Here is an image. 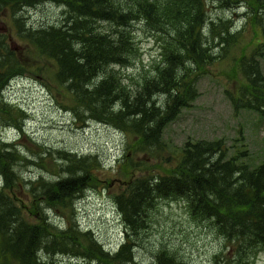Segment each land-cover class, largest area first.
I'll return each mask as SVG.
<instances>
[{
  "label": "trees",
  "instance_id": "16d2710c",
  "mask_svg": "<svg viewBox=\"0 0 264 264\" xmlns=\"http://www.w3.org/2000/svg\"><path fill=\"white\" fill-rule=\"evenodd\" d=\"M228 1L232 0L222 4ZM43 2L62 8L63 17L58 23L42 26L29 21L28 26L23 10ZM206 2L0 0V21L7 22L6 32H0V114L12 116L4 107L9 105L2 101L3 92L12 76L28 69L27 60L20 54L24 46L26 52H31V62L40 57L55 62L53 79L72 95V112L78 122L92 118L133 134L136 149L152 157L163 149V128L197 98L196 83L207 73V67L225 57L239 40L238 33L224 27L215 36L217 25H230L222 20L218 24L210 22L213 36L207 39L203 30L208 18ZM136 21L145 25L146 32L160 44L163 64L155 67L154 76L126 91L122 86L125 80L116 66H129L139 50L133 30ZM262 29L264 38V23ZM210 39L219 41L224 51L214 48L217 53L214 52L216 42L209 44ZM24 56L30 58L28 53ZM263 56L264 39L242 60L244 81L227 94L236 112L249 108L260 112L264 119V73L260 62ZM27 66H31L30 62ZM228 153L221 140H187L172 166L157 173L145 168L133 176L123 191L113 196L128 231L124 243L111 252L73 219L74 200L99 176V162L93 156L88 158L92 154L79 156L63 151L57 168L70 176L53 182L44 176L28 181L19 170L27 158L21 157L17 145L0 138V264H47L49 250L54 255L87 257L97 264H143L136 258L135 249L153 255L149 264H189L169 243H162L163 249L155 252L138 240L147 227L151 205L173 197L186 201L193 221L208 224L224 238L225 249L216 255V264H242L264 252V162L251 166L242 161L250 155L247 148L232 156ZM76 172L81 175H74ZM33 202L34 207L30 208ZM44 204L63 214L64 205L72 207L64 229V223L54 224L47 219L42 211ZM29 214L36 220L30 221Z\"/></svg>",
  "mask_w": 264,
  "mask_h": 264
},
{
  "label": "rangeland",
  "instance_id": "374dc122",
  "mask_svg": "<svg viewBox=\"0 0 264 264\" xmlns=\"http://www.w3.org/2000/svg\"><path fill=\"white\" fill-rule=\"evenodd\" d=\"M222 1L225 0H207L208 18L202 27L204 35L207 39L211 38L210 22L218 24L222 20L230 25H217L215 36H218L219 28L224 27L232 33H238L239 40L228 49L225 57L207 67V73L196 83L197 98L190 106L182 108L178 116L163 128V149L156 151L152 157L136 149L133 134H126L115 126L92 118L78 122L72 112V95L53 79L57 71L55 62L40 57L32 63L31 52H26L24 46L20 54L27 60L28 69L12 76L5 89L3 87L5 101L3 98L2 101L8 103L9 107H4L12 116L6 114L2 117L0 114V138L17 145L21 157L27 158L26 165L24 162L23 165L19 164L25 180L36 181L44 176L46 181L53 182L60 177L70 176L57 168V164L61 163L59 155L63 151L79 156L92 154L88 157L93 156V160L99 162L96 170L99 176L73 202V219L83 230H90L91 236L96 237L99 245L102 244L107 251H117L128 231L122 215L116 209L113 196L122 192L123 186L145 168L157 173L172 166L176 154L187 140H221L229 149L228 156L247 148L250 155L242 161L251 166L264 162V119L261 113L249 108H241L236 112L227 94L229 90L236 91L244 81L242 60L264 39V0H232L225 4ZM22 15L28 19V26H31L29 21L42 26L58 23L63 12L55 4L43 2L36 7L25 8ZM133 25L139 50L133 55L129 66H116V71L125 80L122 86L126 91L136 89L138 84L144 82V78L154 76L155 67L163 64V49L158 41L149 31L146 32L142 23L136 21ZM6 27L7 22L0 21V32L5 33ZM212 42H216L212 49L214 52L224 51L219 41L208 40L209 44ZM25 52L30 58L24 56ZM29 62L30 67L27 66ZM260 62L264 73V56ZM97 81L101 80L98 78ZM157 102L161 104V101ZM11 112L18 114L13 115ZM147 136L153 137L154 134ZM73 174L81 175L77 172ZM2 184L3 178L0 176V186ZM33 207L34 202L30 204V208ZM64 208L65 214L44 204L42 211L54 224L64 223V226L61 225L64 229L72 207L64 205ZM150 208L148 214V208L144 209L149 216L147 227L138 238L144 248L152 247L156 252L163 249L162 243H169L168 246L179 250L189 264H216V255L225 249V240L208 224L193 221L183 198L161 199L157 206L151 205ZM27 218L36 220V216L31 214ZM48 252L45 257L47 264H97L87 257ZM134 252L143 264L151 263L153 255L149 252L141 249H135ZM242 264H264V252H258L249 260L245 259Z\"/></svg>",
  "mask_w": 264,
  "mask_h": 264
},
{
  "label": "bare ground",
  "instance_id": "6f19581e",
  "mask_svg": "<svg viewBox=\"0 0 264 264\" xmlns=\"http://www.w3.org/2000/svg\"><path fill=\"white\" fill-rule=\"evenodd\" d=\"M111 125V124H110ZM89 158V157H88ZM101 164V163H100ZM47 214V213H46ZM159 240V239H158Z\"/></svg>",
  "mask_w": 264,
  "mask_h": 264
}]
</instances>
